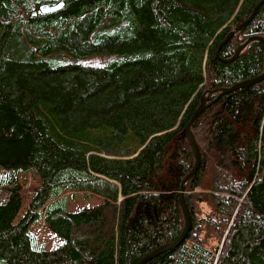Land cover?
Returning <instances> with one entry per match:
<instances>
[{
  "label": "trees",
  "instance_id": "obj_1",
  "mask_svg": "<svg viewBox=\"0 0 264 264\" xmlns=\"http://www.w3.org/2000/svg\"><path fill=\"white\" fill-rule=\"evenodd\" d=\"M259 1L0 0V264H135L179 237L195 163L182 130L205 91L264 72L260 41L232 60L238 33L219 47ZM251 36L264 38V2ZM218 95L191 124L202 147L187 189L226 194V248L193 226L145 264H264V79ZM20 172L40 184L15 221ZM67 191L102 202L69 211ZM42 222L54 249L29 229Z\"/></svg>",
  "mask_w": 264,
  "mask_h": 264
},
{
  "label": "rangeland",
  "instance_id": "obj_2",
  "mask_svg": "<svg viewBox=\"0 0 264 264\" xmlns=\"http://www.w3.org/2000/svg\"><path fill=\"white\" fill-rule=\"evenodd\" d=\"M238 38L242 42V37L239 36ZM207 98L208 96L205 95L204 96L205 102L207 103L208 101L209 103L208 105H210L211 102ZM191 132L195 138L194 140L196 142V145H197V148L199 149V154H200V146L202 147V145L197 140V137L195 136L192 128H191ZM186 139H187L188 145L195 159L194 150L192 146L190 145V142L187 137ZM8 173H9L8 169H5L4 167L0 166V201L3 198V190H2V187L4 186L3 179ZM17 177H18L19 182L21 183L20 194H21L22 201H21L19 211L14 219L15 221H17L27 210L28 201H29V198L31 197L30 188L36 187L40 184V180L38 177L31 176L30 174L26 172L18 173ZM184 185L185 186L183 187L182 190L180 189V186L178 188L179 204L181 202L180 195H182L183 200L189 210L190 228L192 229V227L194 226L192 230L193 235L194 234L197 235L202 240V243L206 246L217 245V246L222 247V249H225L227 245L226 243L231 235V231H228L229 226L228 227L226 226L227 224L232 225L234 219L232 221H231L232 218H229V219L227 218V220L221 219L219 211L215 207V204L217 203V199L220 200V203H222L224 196L226 194H218L216 195L217 197L215 198L205 193H200L199 192L200 189L198 187L191 189V191L188 190L187 182ZM66 194L68 195L67 209L69 211H76L81 208L93 206V205H96L102 202L101 197L98 195H94V194H91V195L89 194L85 196L82 193L71 194L69 191H67ZM203 196L206 199V203H202L200 200H198ZM187 199H190L189 203L187 202ZM225 199H226V196H225ZM180 209H181L182 223H183V228H184L185 219H184V213H183L182 206ZM241 211H242V206H240L239 213ZM29 229L31 232L34 233L38 242L43 243V246L46 250L54 249L57 246H59L62 242V238L58 236L55 232H53L51 229H49L47 226H45L43 222L40 225H31ZM219 256L221 257V255Z\"/></svg>",
  "mask_w": 264,
  "mask_h": 264
},
{
  "label": "water",
  "instance_id": "obj_3",
  "mask_svg": "<svg viewBox=\"0 0 264 264\" xmlns=\"http://www.w3.org/2000/svg\"><path fill=\"white\" fill-rule=\"evenodd\" d=\"M264 2V0H260L256 6L254 7L252 13L239 25H237L233 30H231L225 37V39H223V41H221V43L219 44V47L225 42L227 41L233 34L238 33V36H240V34L242 33V31L244 30L245 26L252 20L256 10L258 9V7ZM62 6V3H57V4H47V3H43L39 6V10L42 13H49V12H53V11H57L60 7ZM239 39V38H238ZM252 40H258L261 42L262 47H263V52H264V38L261 36H251L247 39H243L241 44H239L234 52V54L232 55V57L225 59V60H232L233 58L237 57L239 55V53L241 52V50ZM218 47V49H219ZM264 79V72L256 77L250 78V79H246L240 82L235 83L234 85L227 87V88H222V89H214V90H207L205 91V93L201 96L200 98V103L198 105V107L195 109V111L192 113L190 119L188 120V122L186 123L182 133L188 138L190 145L192 146L193 150H194V155H195V164L193 166V168L181 179L180 182V189L182 190L183 187L185 186L184 184H186V182H188V180L195 174L197 167L199 165L200 162V154H199V149L197 148L196 142H195V138L191 132V124L193 123V121L198 118V116L202 113V111L208 106V101L207 103L205 102L204 96L207 95L208 98L211 94L215 93V92H219V95H222L225 92H229V91H233L236 90L238 88H241L243 86H247L250 84H254L257 82H260ZM218 95V96H219ZM207 98V99H208ZM211 102V101H210ZM180 204L183 208V213H184V219H185V226L181 232V234L179 235V237L177 239H175L174 241L162 244L158 247H156L155 249L151 250L150 252H148L146 255H144L143 257H141L135 264H145L148 260H150L151 258H153L154 256H156L157 254L165 251L166 249H173L174 247H176L177 245H179L186 237L189 229H190V217H189V210L183 200V196L180 195Z\"/></svg>",
  "mask_w": 264,
  "mask_h": 264
}]
</instances>
